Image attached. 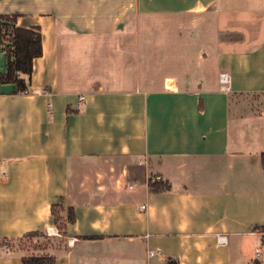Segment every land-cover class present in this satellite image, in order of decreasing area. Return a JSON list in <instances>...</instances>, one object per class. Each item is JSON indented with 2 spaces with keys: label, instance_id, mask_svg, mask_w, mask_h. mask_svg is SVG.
<instances>
[{
  "label": "crops",
  "instance_id": "obj_1",
  "mask_svg": "<svg viewBox=\"0 0 264 264\" xmlns=\"http://www.w3.org/2000/svg\"><path fill=\"white\" fill-rule=\"evenodd\" d=\"M200 12L264 27V5L236 0H0V16L38 28L42 44L19 75L29 94L0 83V264H22L3 242L48 229L66 242L44 251L55 264L264 257V113L230 119L232 98L264 94V30L230 29L238 39L217 44L200 81L169 73L144 86L139 21ZM5 64L0 43V74ZM154 177L171 190L150 193Z\"/></svg>",
  "mask_w": 264,
  "mask_h": 264
},
{
  "label": "rangeland",
  "instance_id": "obj_2",
  "mask_svg": "<svg viewBox=\"0 0 264 264\" xmlns=\"http://www.w3.org/2000/svg\"><path fill=\"white\" fill-rule=\"evenodd\" d=\"M236 2L248 9L264 5V0H236ZM227 20L212 12L140 20L139 24L142 27L140 56L142 61H145V68H148V78L144 86L147 89L156 88L158 85L156 77L169 73L177 75L184 82L200 81L213 71L217 44L238 39L239 36L231 32L232 29L244 33L248 38L255 34V30L257 33L264 30L263 25L257 23L254 16L237 17L232 22ZM170 59L173 65L170 64ZM263 113L264 94L235 96L230 102L232 123ZM60 211L56 206L54 220L57 222L59 234H62L63 223ZM258 230L262 234V243H264V226L259 227ZM50 238H52L51 248L61 250L66 246L64 239L55 236ZM39 241L42 242L43 239L40 238ZM252 264H264V257L260 255Z\"/></svg>",
  "mask_w": 264,
  "mask_h": 264
},
{
  "label": "trees",
  "instance_id": "obj_3",
  "mask_svg": "<svg viewBox=\"0 0 264 264\" xmlns=\"http://www.w3.org/2000/svg\"><path fill=\"white\" fill-rule=\"evenodd\" d=\"M16 19L17 16H0V20H4V22H0V43L6 56L5 71L0 74V83L14 84L16 90L21 92L26 87L19 75H31L33 60L42 55V44L38 28L23 29L16 27ZM262 160L264 165V155ZM148 190L150 193H164L171 190V185L169 182L155 177L153 182H148ZM54 209L55 206L52 207L51 211L53 218ZM66 221L68 223L74 221L71 208L67 209ZM55 224H57L56 221ZM40 238L44 242H40ZM51 239L45 232L35 231L25 234L22 238L3 242V246L7 244L10 252H19L22 264H55L54 256L44 252L52 247ZM262 245L264 247V243ZM166 264H176V262L168 260Z\"/></svg>",
  "mask_w": 264,
  "mask_h": 264
},
{
  "label": "built area",
  "instance_id": "obj_4",
  "mask_svg": "<svg viewBox=\"0 0 264 264\" xmlns=\"http://www.w3.org/2000/svg\"><path fill=\"white\" fill-rule=\"evenodd\" d=\"M219 83H220L221 88H222L223 90H225V91H228V90H229L230 79H229V77H228L227 74L222 73V74L219 75ZM21 93L27 95V94L30 93V91H29L27 88H25L23 91H21ZM154 179H155V177H154V178H149L147 181H148V182H153ZM157 179H158V178H157ZM129 188H131V186H129ZM45 233H46V235L49 236V237H54V236H57V235H58L57 231H55V230H53V229H48V230H46ZM222 240H223L222 237H218V242H219V243H220ZM4 248H5L6 250H9V247H8L7 244H5ZM258 255H259V254H257V256H258Z\"/></svg>",
  "mask_w": 264,
  "mask_h": 264
}]
</instances>
